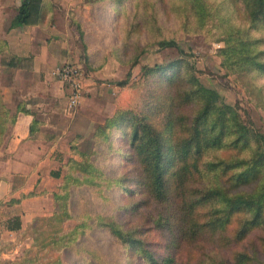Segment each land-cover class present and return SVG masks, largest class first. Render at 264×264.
Returning <instances> with one entry per match:
<instances>
[{
  "label": "trees",
  "instance_id": "obj_1",
  "mask_svg": "<svg viewBox=\"0 0 264 264\" xmlns=\"http://www.w3.org/2000/svg\"><path fill=\"white\" fill-rule=\"evenodd\" d=\"M103 1L82 3L104 9ZM111 1L119 4V13L129 3L135 7L128 36L148 22L137 20V8L142 6L156 29L158 16L164 13L176 20L184 35H201L204 43L221 42L224 76H233L254 97L255 105L264 108V0ZM51 5L48 0H20L9 29L43 23ZM74 24L86 48L81 24L76 20ZM147 46L177 52L173 59L141 68L145 76L165 84L164 98L156 103L160 116L149 123L119 110L95 128L90 153L78 150L72 140L71 155L63 163L65 172L52 194L54 209L46 220L52 229L30 227L38 245L28 250L35 249L31 256L2 258V252L14 244L0 245V264H63L61 254L66 252L84 256L87 264H115L85 246V238L99 232L118 244L127 264H264V133L244 119L237 105L200 82L195 64L176 36L158 34L144 46L137 45L133 64ZM85 54V65L92 67L87 50ZM31 62L32 56L11 54L7 40L0 38L1 66L20 69ZM18 112L31 114L21 102L12 112L0 95V144ZM113 134L118 139L115 146ZM101 142L124 162L122 174L109 176L96 160ZM114 188L129 199L116 207L118 215L89 209L74 212L75 190L88 189L104 202ZM29 196L33 193L4 204ZM68 220L75 225L62 228ZM5 228L19 231L20 217L6 219Z\"/></svg>",
  "mask_w": 264,
  "mask_h": 264
},
{
  "label": "rangeland",
  "instance_id": "obj_2",
  "mask_svg": "<svg viewBox=\"0 0 264 264\" xmlns=\"http://www.w3.org/2000/svg\"><path fill=\"white\" fill-rule=\"evenodd\" d=\"M17 2H20V0H0V38L6 36L9 30L10 20L15 13ZM103 3L107 4L104 9L101 6L83 4L82 0H79L74 5L67 4L62 6L52 3L50 11L56 10L55 13L59 16L55 15L52 19L47 17L42 24L47 26V29L51 28V26L56 28L60 26L62 27L61 30L67 29L64 32L59 31L61 34L64 33L68 44H70L71 54L68 60L75 63L80 69L83 93H106L102 99L95 98L96 106L95 103L89 102L86 106V116L79 118V129L70 140L75 139V145L78 150L90 153L94 148L92 134L95 128L98 125H104L119 110L133 112L132 114L136 115L138 119L144 117L149 123H153L152 119L160 116V106L156 103H158L159 99L162 100L164 98V93H166L165 84L160 82L158 84L152 77L145 76L141 68L143 65L153 66L154 64L173 59L177 56V52L174 49L155 50L154 47L147 46L138 62L132 63V56L136 51L135 47L137 45L144 46L158 34L176 36L185 53L189 55L191 61L195 64V75L199 77L200 82L206 87L217 90L225 102L237 105L244 119L253 122L264 133V108L255 105L254 97L250 98L243 86L233 76H224L219 58L221 42L204 43L201 35H184L178 30L176 20L164 13V15L158 16L157 25L159 29H156V24L152 23L149 13L143 11L142 6L137 8V20L146 18L148 22L141 19L142 22L144 21L142 28L137 33L128 36L127 31L131 23L135 21V7L133 4L129 3L127 10L124 13H119V4L110 2V0H104ZM75 20L81 24V28L84 31L86 48H83L79 40L78 31L74 24ZM19 34L20 36L26 35V40L30 36L29 32ZM53 34H55V31L49 29L43 35L46 37ZM9 39L16 41L17 34L10 33ZM36 41L39 40L36 39ZM85 50L90 54L88 55L92 67L85 65V60H87ZM9 52L16 54L10 48ZM29 56L32 55L23 57ZM30 67L32 66L28 64L26 68L30 69ZM17 70L0 65V93H27L35 89V87H31L30 75L25 74L28 77L21 80L24 77V73ZM102 71H104L103 74H100ZM85 78H89V81H87L89 84L85 85ZM92 86L96 88L94 91H90ZM105 97L108 99L107 106L103 107L102 101ZM16 101V96H12L6 103L12 112L15 110ZM111 108L112 111H109L108 109ZM128 115L129 113L125 116ZM115 136L113 134L111 137L115 142L113 146L117 145L118 142ZM97 149L96 160L103 166L109 176L116 177L126 170L120 156L110 152V145L108 146V144L101 142ZM69 153L71 155V150ZM65 157L67 158L68 155ZM62 168L64 174L65 168L63 166ZM108 198V201H104L106 202L104 203L88 189L75 190L72 207L74 212L89 209L92 212L118 215L119 210L116 207L129 201L121 190L115 188L108 192ZM48 216L47 213H41L36 219L28 222L24 230L16 234V239L13 242L16 248L14 247V250L7 253L10 259H18L25 255L31 256L34 254L38 245L36 244L37 242H33L32 228L52 229V226L46 223ZM120 219L126 218L120 217ZM75 223L74 220H68L63 223L62 228L69 229ZM150 237L151 239L156 238L155 235ZM7 243L6 240H2L0 245L4 246ZM84 244L87 247L90 246L96 249L102 255V259L107 262L110 261L115 264L128 263L125 253L119 250L118 244L106 232L88 236L85 238ZM33 247L35 249L29 252L28 250ZM53 254L57 253L53 252ZM76 255L71 252L61 254L63 264H87L84 256L77 255L81 256L82 260ZM85 255L87 256V254ZM2 258L4 257L2 256ZM40 261L43 260L40 259ZM92 264L102 263L98 261L92 262Z\"/></svg>",
  "mask_w": 264,
  "mask_h": 264
},
{
  "label": "crops",
  "instance_id": "obj_3",
  "mask_svg": "<svg viewBox=\"0 0 264 264\" xmlns=\"http://www.w3.org/2000/svg\"><path fill=\"white\" fill-rule=\"evenodd\" d=\"M48 1L63 6L74 5L79 0ZM19 3L17 2L16 6ZM55 11L48 12L47 17L54 18L58 15ZM42 24L11 28L6 36H3L5 39L8 37L9 48L16 55H32V67L20 68L17 71L24 73L21 80L30 75L31 87L35 89L27 93H0L5 104L12 96H16L15 107L21 102L25 109L31 112V114L18 112L14 124L8 127L0 144V243L6 240L7 244L15 245L13 242L16 234L24 230L28 222L41 213L48 215L52 213L54 209L52 194L57 190L63 176L62 166L65 156H70V140L79 129V118L86 116V106L89 102L95 103V98L102 99L106 94L83 93L75 109L66 108L70 88L57 80L52 71L65 60L69 61L70 44L64 33H60L59 30L62 29L60 26L57 28L51 26L49 29L54 30L55 34L44 37L43 34L49 29ZM26 32L30 33L27 40L26 35L19 34ZM10 33L17 34L16 41L9 39ZM87 81L89 78L84 79L85 85L89 84ZM95 89L94 86L90 87V91ZM107 100L105 97L102 101L103 107L107 106ZM6 106L10 109L7 104ZM108 110L112 111V108ZM33 120L38 122L33 125ZM53 172H59V176H55ZM28 193H33V196L22 198L20 202L12 205L4 204L11 198L19 199L20 195ZM16 215L21 219V229L7 230L6 219ZM14 247L16 248V245L2 252V256L10 258L7 253L14 250Z\"/></svg>",
  "mask_w": 264,
  "mask_h": 264
},
{
  "label": "built area",
  "instance_id": "obj_4",
  "mask_svg": "<svg viewBox=\"0 0 264 264\" xmlns=\"http://www.w3.org/2000/svg\"><path fill=\"white\" fill-rule=\"evenodd\" d=\"M52 75L70 88L66 108L68 110L75 109L83 95L79 67L75 63L67 61L55 67Z\"/></svg>",
  "mask_w": 264,
  "mask_h": 264
}]
</instances>
